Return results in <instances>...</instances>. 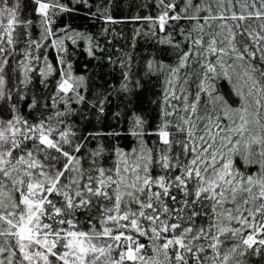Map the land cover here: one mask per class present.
<instances>
[{
  "label": "snow or ice",
  "instance_id": "obj_1",
  "mask_svg": "<svg viewBox=\"0 0 264 264\" xmlns=\"http://www.w3.org/2000/svg\"><path fill=\"white\" fill-rule=\"evenodd\" d=\"M33 2L42 29L38 39L32 36L33 22L19 15L20 0H0V113L10 114L0 118V264H253L251 257L264 260V238H257L264 233V0H154L155 16L132 17L151 22L153 36L157 28L165 33L159 43L175 50L177 63L147 62L149 72L167 70L160 121L155 130L147 131L145 118L134 114L130 134L136 146L128 152L114 147L116 160L110 168L103 164V144L93 149L86 145L98 136L121 133L59 125L65 124L63 117L76 114L72 104L90 107L95 119L102 121L111 97L127 93L128 83L87 99L81 91L88 90L86 77L74 75L65 59L66 41L76 45L86 40L92 57L99 44L93 45L91 35L69 31L68 25L54 29L55 17L75 10L66 3ZM74 3L93 7L89 0ZM111 6L108 0L85 14L118 23L110 14ZM139 34L137 30L135 35ZM45 42L58 53L57 65L45 55L43 67L34 69L31 62H39L41 56L32 52L38 53ZM21 43L27 45L23 50L27 63L21 62L23 88H16L14 97L5 68ZM190 60L200 68L194 73L199 81L194 94L184 86L193 73H185L182 81L180 75L191 67ZM127 67L124 81H130ZM33 71L44 88L49 77L58 74L53 95L44 99L37 93L29 95L26 89ZM218 79L231 84L239 98L237 106L218 93ZM202 94L207 96L203 104ZM22 102L36 112L33 120L21 112ZM48 109L55 111L45 114ZM80 115L88 120L83 110ZM120 115L111 113L113 119ZM146 136L156 139L149 144ZM250 166H257L256 171L251 172ZM169 201L181 207H170ZM233 223L239 227H232ZM82 224L88 225L86 230ZM230 240L236 243L222 250Z\"/></svg>",
  "mask_w": 264,
  "mask_h": 264
},
{
  "label": "trees",
  "instance_id": "obj_2",
  "mask_svg": "<svg viewBox=\"0 0 264 264\" xmlns=\"http://www.w3.org/2000/svg\"><path fill=\"white\" fill-rule=\"evenodd\" d=\"M10 3H15V0H10ZM20 17L24 20H31L33 27L31 28L33 38L38 39L42 29L39 27V15L35 11L37 5L34 4L33 0H20ZM61 3H66L70 8L75 9L71 13H61L58 17H55L56 23L53 25L55 28H63L65 25L69 26V31L76 30L86 35L93 37V45L99 44V48L94 47L95 56H89L87 52L88 42L86 40H79L76 45H72L70 41H66L68 47V53L65 56L66 61L71 62L72 70L74 75H84L86 77V83L88 90L82 89V94L87 99L93 100L98 91H108L113 87L119 88L122 82L128 83L129 91L127 93L114 94L111 97V105L108 109V115L103 118L102 121H97L93 110L86 105L72 104L71 107L75 109V115H68L63 117L65 124L59 125L63 129L67 124L79 128L83 131L85 128L88 131H99L107 133L115 131L121 133L120 136H98L92 139L90 143L86 145L87 149L96 148L98 144L105 146L104 153V167L110 168L113 166L116 157L113 152L114 147H120L124 151L128 152L132 147L136 146V138L130 134L132 127V117L134 114L141 115L146 120V130L153 131L156 125L160 121V109L162 107L163 92L166 87L165 80L167 78V70L163 73H158L153 69L151 72L147 69L146 65L149 60H153L157 63L163 62L165 64L175 65L177 63V57L175 50L167 45H161L159 39L165 37V33H159L158 28L155 29L157 32L156 36L152 35L153 28L151 22L144 20H133L134 16H155L157 9L154 6V0H112V6L110 8V14L118 23H105L103 19L97 15L85 13L95 12L97 4H107L108 0H89V3L93 7L89 10L82 5L74 3V0H61ZM147 5V7H144ZM204 15V13H201ZM6 22V21H5ZM185 27L188 26V22H181ZM258 22L253 23V27H256ZM107 28V33H104L102 29ZM139 30L140 34L135 35ZM22 31L18 28L17 32ZM63 35V33H60ZM175 39L182 41V37L176 36L173 33ZM241 37H237L240 40ZM45 47L41 48L37 53L33 50L32 54L41 56L39 62L33 60L31 66L34 69L43 67V56H47L49 62L54 66L57 65L58 53L55 49L50 46V42H45ZM26 44H18L15 46V51L12 56H9V65L5 68V72L11 77L9 81V87L13 88V96L15 97L16 88H23L20 81L23 79L24 68L21 62L27 63L24 56V48ZM182 47H184L182 43ZM103 49V51H101ZM111 57V60H109ZM130 57V59H129ZM211 59H215L212 57ZM231 62V61H229ZM122 63L125 65L122 67ZM191 67L181 70V81L183 80L185 73H193L189 77V82L184 85L191 93H195L199 81L194 73L199 72V65L194 61L190 60ZM130 65V81L123 80V73L129 71L127 67ZM15 68L16 71L13 73L10 69ZM30 77L32 82L28 85L26 91L29 95L37 93L40 99L50 97L55 92V81L58 79V74L53 77H49L47 83L48 87L44 88L39 83L40 77L36 71L31 72ZM139 81V86H137ZM217 91L223 95L225 99L232 104L237 106L236 101L238 97L235 96L231 84L226 79H218L215 81ZM15 85V87H13ZM179 85H177V89ZM231 93V95H230ZM179 94V92H178ZM191 99V97H190ZM207 100L206 94H202L203 101ZM173 104L180 105L179 101H172ZM61 109L63 105L59 106ZM211 110V105H208ZM84 111L88 116V120L85 121L81 118V111ZM55 109L46 110L45 114H53ZM119 111L121 113L118 119H113L111 113ZM21 112L33 120L36 116L35 111H30L27 108L25 102L21 103ZM203 109H201V114ZM8 113H0V118H9ZM171 119H176L172 117ZM226 122V121H225ZM55 123V121H53ZM145 139L151 144V141L156 139L155 136H146ZM249 167V166H246ZM257 166H250L249 170L255 172ZM194 183V182H193ZM10 186V185H9ZM191 187V185H190ZM18 195V194H17ZM180 197L178 196V199ZM170 207L179 209L180 204L172 205L168 202ZM163 218V217H162ZM259 219V218H257ZM200 223L206 222L200 220ZM81 227L87 229L88 225L82 224ZM232 227H239L238 224L233 223ZM250 231V230H249ZM247 235V232L244 233ZM258 239L264 238V233L257 237ZM221 239H224L221 237ZM141 243L148 244L145 238H140ZM235 240L227 241L225 247L222 250H227V247ZM148 255H152L151 250H147ZM208 255H211V250L207 251ZM248 260L249 257H243ZM251 261L255 264L256 261H260V264H264V260L260 257H251Z\"/></svg>",
  "mask_w": 264,
  "mask_h": 264
}]
</instances>
